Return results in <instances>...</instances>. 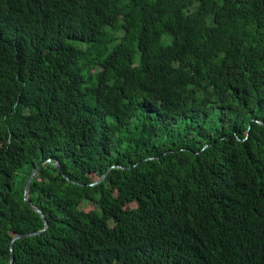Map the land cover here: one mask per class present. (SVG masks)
<instances>
[{"label": "trees", "instance_id": "1", "mask_svg": "<svg viewBox=\"0 0 264 264\" xmlns=\"http://www.w3.org/2000/svg\"><path fill=\"white\" fill-rule=\"evenodd\" d=\"M0 264H264V0H0Z\"/></svg>", "mask_w": 264, "mask_h": 264}, {"label": "water", "instance_id": "2", "mask_svg": "<svg viewBox=\"0 0 264 264\" xmlns=\"http://www.w3.org/2000/svg\"><path fill=\"white\" fill-rule=\"evenodd\" d=\"M51 161V160H49ZM44 163H42L39 167L35 168L34 171L32 172V174L30 175V177L28 178L27 180V183L25 185V192H24V200L25 202H28V199H29V196H30V188H31V184H32V181L34 179V177L36 176V174L38 173L40 167L43 165ZM59 170H63L61 165L58 163L57 164ZM68 181L72 182V183H75L77 184V182L71 180L69 177H67L65 174L63 175ZM104 177L100 178L97 182L93 183L92 186H95V185H98L100 184L102 181H103ZM30 206L37 212L39 213L44 222H45V228L48 227V220L46 219L45 215L43 214V212L40 210V208H38L37 206H34L32 204H30ZM41 233V232H40ZM39 234L38 232L36 233H30V234H17L14 236L13 240H12V245H11V253L13 255L14 253V243L19 240V239H22V238H25V237H30V236H34V235H37ZM14 260V257H12V261Z\"/></svg>", "mask_w": 264, "mask_h": 264}, {"label": "rangeland", "instance_id": "3", "mask_svg": "<svg viewBox=\"0 0 264 264\" xmlns=\"http://www.w3.org/2000/svg\"><path fill=\"white\" fill-rule=\"evenodd\" d=\"M85 209L89 211V210L95 209V206L90 205V206L85 207Z\"/></svg>", "mask_w": 264, "mask_h": 264}]
</instances>
